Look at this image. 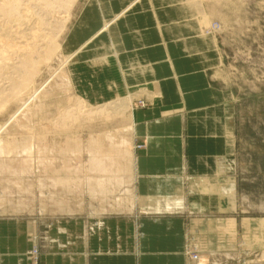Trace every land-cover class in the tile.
Masks as SVG:
<instances>
[{"label": "rangeland", "instance_id": "obj_1", "mask_svg": "<svg viewBox=\"0 0 264 264\" xmlns=\"http://www.w3.org/2000/svg\"><path fill=\"white\" fill-rule=\"evenodd\" d=\"M20 1L21 14H0L14 65L34 13L58 47L33 51L24 89L0 95V264H192L194 253L202 264H264V0H75L64 27L38 0ZM5 75H18L0 68L8 92ZM179 79L224 99L231 131L219 174L185 183L203 194L180 208L138 181L146 144L132 117ZM128 96L111 117L87 114Z\"/></svg>", "mask_w": 264, "mask_h": 264}, {"label": "crops", "instance_id": "obj_2", "mask_svg": "<svg viewBox=\"0 0 264 264\" xmlns=\"http://www.w3.org/2000/svg\"><path fill=\"white\" fill-rule=\"evenodd\" d=\"M166 66L176 69L177 63L167 62ZM192 68L194 72L188 76L196 81V71L202 67L195 64ZM123 83L127 86L124 78ZM156 87L161 92L151 99L153 104L133 110L134 139L146 144L138 151L136 176L155 196H166L177 200L179 208L186 207L190 194L198 198L203 193L189 192L185 183L214 179L231 149L230 122L224 118L226 103L213 94L208 99L199 96L204 91L197 84L187 85L180 79Z\"/></svg>", "mask_w": 264, "mask_h": 264}, {"label": "bare ground", "instance_id": "obj_3", "mask_svg": "<svg viewBox=\"0 0 264 264\" xmlns=\"http://www.w3.org/2000/svg\"><path fill=\"white\" fill-rule=\"evenodd\" d=\"M38 2L43 6L46 13H49V15L52 14L54 17L57 18L56 22L59 23L58 25L61 24L60 26L64 27L66 21L70 17V10H71V7L74 4L75 0H38ZM21 3L22 2L20 0H5L2 4H0V14L3 15L4 17H6V19L13 17V16H16L18 14H21V12H20ZM23 4H25V3H23ZM27 9H28V7H27ZM31 11H33V10H31ZM25 12H26V10L22 13H25ZM41 12L34 13L35 15H37V17H34L33 14H32V16L29 15L30 17L28 18V21H27L28 31L23 32L22 33L23 35L19 36V38H21V39L16 40L17 44H18V42L20 43L17 46L20 45V47L22 49V53H21L22 56L18 57L19 62H17V63H19V65L18 64L14 65V61L12 59V56L10 54H8V53H10V50H13L12 48H10V46L13 44H16L15 39H13V37H12V35H13L12 31H9V29H6V28H8L9 24L7 25L5 23L6 28L0 29V68H2V69L5 68L7 71L9 69H13L14 72L17 73V75H18L17 79H12V77L9 78L5 75L4 78H6V77L8 78L7 81L9 82V89H8V92H5L8 87L7 88L3 87V84L0 85V95L3 94V96H5V98L3 99V102H5L9 97H12V96L14 97L15 94H18L19 92H21L24 89L26 82H27V78L31 74L30 68L33 66L36 67V65L39 64V63L38 64L36 63L37 59L35 60V58L33 56L35 54V52H34V54H32V52L37 50V51H39L38 53L42 52L43 55L48 56L49 54L52 53V51L56 47H58V42L55 39V36L52 35V32L51 33H50V31L46 32V28H48V25L50 23L47 22V20L45 19V17L42 14H40ZM24 17H25V15H24ZM21 19H23V18H21ZM21 19H19V20H21ZM16 20H18V17ZM10 21H12V20L10 19ZM0 24H2V23H0ZM12 25H13V23H12ZM19 26H21V25H19ZM9 28H10V26H9ZM56 28H57V26H56ZM15 29H16V27H15ZM11 30H12V27H11ZM16 32L18 34L20 33V35H21V30L19 31V29H17ZM16 34H15V36H16ZM58 35L59 34H57V36ZM14 50H16V49H14ZM35 63H36V65H35ZM10 71H12V70H10ZM34 71H36V70H34ZM0 79H2V78H0ZM5 81H6V79H5ZM0 97H2V96H0ZM78 99H77L78 104H76V105L80 106V107L83 106L84 100H81L80 98H78ZM131 105H132L131 96L121 97V98L113 100L109 103H103V105H99L96 108H93L90 110L88 109L89 111L87 112V114H88V116L95 114V115H99V116L104 115L106 117H111L113 115V113H118V112L124 111L128 107H131ZM66 112L64 114L65 116H66ZM69 114L67 112V116H69ZM71 114H72V112H71ZM95 164H96L97 170H99V171L104 170V163H103L102 159H96ZM94 180H95V178H94ZM105 180H106V178L98 177L95 181L96 186L99 189H101L103 186L105 187L106 186V185H104ZM65 181L69 182V179H66ZM88 181H89L88 184L91 187L92 186V182H91L92 180L90 181V179H89ZM200 262H201V264L203 263L202 261H200Z\"/></svg>", "mask_w": 264, "mask_h": 264}, {"label": "built area", "instance_id": "obj_4", "mask_svg": "<svg viewBox=\"0 0 264 264\" xmlns=\"http://www.w3.org/2000/svg\"><path fill=\"white\" fill-rule=\"evenodd\" d=\"M142 105H145V103H142ZM192 264H201L199 255L197 253H194L192 256Z\"/></svg>", "mask_w": 264, "mask_h": 264}]
</instances>
